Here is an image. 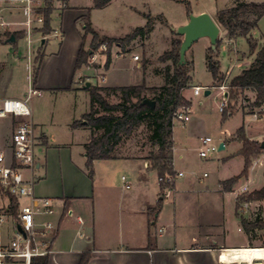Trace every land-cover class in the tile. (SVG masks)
<instances>
[{
  "label": "crops",
  "instance_id": "0c3cea01",
  "mask_svg": "<svg viewBox=\"0 0 264 264\" xmlns=\"http://www.w3.org/2000/svg\"><path fill=\"white\" fill-rule=\"evenodd\" d=\"M66 2L65 7L59 9L61 12L60 28L63 35L60 47L58 51L52 52L39 49L37 55L41 52L44 53V57L35 81L33 74L29 73L28 86L33 84L41 92H70L75 96V99H79L81 93L86 92L87 95L84 94V97L86 96L89 104V108L85 112L87 113L91 108L90 93L87 87H81L76 82V74L81 68L75 71V61L82 43L83 33L77 29L76 23L82 15V9L70 7L69 0ZM14 17L20 16L15 15ZM21 31L0 32V44L16 43L18 38L15 41L8 39L14 32ZM47 35H42L41 48L47 43L45 38ZM230 40L235 41V39ZM32 45L29 47L27 43L29 69L30 65L32 68L34 65L38 66L37 55L35 58L33 57ZM86 45H89L88 41ZM17 51L12 53L6 49V52L0 55V100L5 98L25 99L27 96L25 89H18L17 76L13 70L12 61L17 60ZM128 53L129 51L124 52L119 57L112 59L108 67L105 64L106 58L104 61H99L97 58L86 67L93 74L97 70H105L103 72L106 75L105 82L99 86L127 85L121 82L124 79L125 71L123 73L120 71L126 66L121 58ZM136 61L138 66L142 67L139 60ZM168 63L166 62L165 65ZM160 68H155L154 73H156V69ZM86 76H91V74L80 77L85 78ZM228 79L229 74H226V80ZM90 82L93 85L92 81ZM77 106V101H75L71 112L62 119L59 126H55V132L48 130L49 125L45 120L35 117L34 109L31 106V120L35 125L37 142V164L34 169L35 195L53 198L56 206L54 214L37 216L39 223L50 220L55 224L50 254L51 264H79L84 252L91 254L88 264H221L222 260L232 259L235 255L249 258L247 256L249 253H241L238 249L248 247L240 240L231 239L227 224L220 222L215 216L220 208L218 193L220 192L224 197L232 192L225 190L222 182L233 176L219 180L220 187L215 186L213 189L206 186L205 190H211V195L204 202L206 212L204 211L203 216L198 217L197 215L196 218L193 212L187 209L188 207H186V212L180 205L177 208L176 202L174 212L171 214L170 203L167 200L169 196L165 197L164 194L170 192L171 189H177L178 183L175 179L174 187L162 192L157 172L150 168L147 155L95 160L94 173L90 174L86 166L85 149L91 135L90 129L86 126L72 127L73 121L80 119L85 114L77 113ZM255 109L260 111L259 116L264 114V104ZM19 120L21 118L11 115L0 119V147L6 151L8 157L12 150V133ZM243 126L249 139L260 142L264 140V124L255 134L250 132V126ZM257 135H261V137L259 138ZM224 142L226 146L223 149L228 144L227 140ZM241 148L242 144L231 157L240 156L245 165L244 157L237 154ZM176 149L174 140L173 164L176 178H178V172L184 173L181 161L185 156L183 154L176 155ZM121 158L138 162L139 169L136 170L135 177L130 180L135 184L134 190L120 188L119 182H116L113 177V171H104L101 168L103 163L108 164L109 162L108 166H113L112 162ZM151 173L156 174L155 177H151ZM67 175L70 177V185L65 180ZM204 177L201 179L203 180ZM248 177L253 179L251 172ZM127 181L128 178L125 177V184ZM154 182L157 183L156 186ZM1 193L3 194L2 191ZM153 201L157 204H153ZM30 202L31 200L27 198L26 204ZM9 203V197L6 203L0 201V210L7 208ZM157 206L159 208H156ZM221 206L224 208V204ZM220 225H222V231ZM239 225L241 226L240 218ZM161 228L164 230L160 231Z\"/></svg>",
  "mask_w": 264,
  "mask_h": 264
},
{
  "label": "rangeland",
  "instance_id": "374dc122",
  "mask_svg": "<svg viewBox=\"0 0 264 264\" xmlns=\"http://www.w3.org/2000/svg\"><path fill=\"white\" fill-rule=\"evenodd\" d=\"M40 9H44L46 6L45 0H35ZM264 0H112L104 8H95L93 6V0H69L70 7L81 8L82 15H86L90 11V19L92 26L101 35L106 36H123L130 32L134 27L143 26L146 23V14L158 17L163 15L164 19L168 20V24L163 19H158L156 28L145 38H138L129 45V53L121 58V61L126 64L121 69L120 73H123L121 82L123 84H138L146 81L149 86H158L164 84V77L154 73V69L157 67H164L166 62H161L159 57L163 52L171 47V39L173 37L183 39V36L176 34V29L187 23L191 13L199 14L201 12H208L214 17L220 10L231 8L239 2H263ZM67 4L66 0H54L53 12H52V27L53 31L45 37L47 43L42 47V33L36 32L33 34V57L39 52V49H45L47 52L58 51L60 47L63 35L61 34L60 22L61 12L60 8H64ZM38 6V7H39ZM14 15H19L17 9H13ZM20 16V15H19ZM20 19V17H18ZM77 29L84 33V21L82 18H78L76 23ZM56 30V31H55ZM82 33V34H83ZM252 35L260 43L264 42V16L259 22V26L253 30ZM92 36L89 35L87 41L90 44ZM219 38L221 44L219 46V58L221 61V70L225 73V80L222 83L225 84V89L220 85H214L213 77L206 63V52L211 47L210 40L207 37H202L195 41L191 48L188 50L187 60L194 63V70L192 71L191 86L185 89L184 95L191 101L190 108V120L186 125L179 121L174 122V134L177 149L175 154H183L184 160L181 161V165L184 167V174L176 178L178 183L177 189H171L169 197V209L171 214L174 212L175 202L177 208L180 207L186 212L187 209L192 211L195 217L203 216L205 210V201L211 195V190H205L206 186L215 188L220 187L221 179H226L231 176L240 173L244 162L240 156L231 157L232 154L241 147V142L235 139L236 131L246 125L250 126V132L255 134L259 127L264 124V114L260 115L257 120H253V112L257 109H252L250 103L254 101L256 94L253 91H245L238 97V101L234 102V114L223 120V111L220 109V104L223 100V96L229 93L228 87L229 80L235 75L239 74L243 69L248 67L254 60L255 55L249 52V43L246 37L240 36L231 41L226 29L222 28ZM27 37L18 38L16 43L0 44V55H3L7 51L12 53L17 51V60H13V70L17 76L18 89H25L28 93V80L29 73L33 74L35 65L28 64V48ZM5 45V46H4ZM89 46V45H88ZM116 48L112 46L113 57ZM99 61H104L106 56L103 53H99ZM133 55H139V62L142 64L148 61L146 70L144 72L143 67L138 66V62L133 59ZM254 55V56H253ZM13 57V55H12ZM31 62V60H30ZM89 62L86 64L88 65ZM86 65L82 66L76 74V80L80 76L90 75L93 85L104 84L100 78V74L105 72L104 69L97 70L95 74L90 71ZM118 73V72H117ZM226 74H229V79L226 80ZM194 86H200L202 92L200 95H195L193 92ZM82 87V86H81ZM210 89L211 93L205 95V90ZM86 92H82L79 99H75V96L66 91L59 92H45L40 94H34L29 100V104L34 109L35 117H41L48 123V130L55 132V126L61 124L64 119L72 110L75 101H77V113H85L89 104L87 103ZM108 100L112 103L120 101L119 97L112 95H106ZM78 121H84V114L78 119ZM81 126V125H79ZM57 128V127H56ZM60 129H64L60 127ZM150 132L147 130L146 125H142L137 128L129 136H124L121 143L116 147V153L123 158H131L135 155H148L153 148L149 143ZM211 136L217 145L227 140V147L225 149H219L214 153L212 157H201L199 154L201 139L205 136ZM259 138L261 135H257ZM264 141V140H263ZM174 151V147H173ZM106 165V166H105ZM104 164L101 167L104 171L112 170L113 177L120 188L125 190L135 189V184L131 183V179L135 177L136 170L138 168V162L126 159H120L112 162L113 166ZM100 169V168H99ZM98 169V170H99ZM101 170V169H100ZM207 176L204 177V174ZM156 174L151 173V177H155ZM122 176L128 178L131 184L130 188H127L124 184ZM253 181L250 184V191L261 188L264 184V166H259L251 173ZM175 177V175H174ZM204 177L202 180L201 178ZM66 183L70 185L69 175L65 178ZM121 181V183H120ZM246 177H242L235 185L231 193L226 194L224 197L218 193V203L220 208L215 214L216 218L220 222H225L229 229V237L233 240H240L248 248L240 249V252L249 253L247 256L251 258L253 255L258 254L257 250H253L249 247H258L263 245V231L259 229L252 230V238L245 231L242 225H239V215L236 214L237 204L239 199H236L233 191L237 190L240 185L245 183ZM157 183L154 182L156 186ZM215 195V194H212ZM214 197V196H213ZM0 201L6 203L8 197L4 196L0 190ZM27 203V197L19 198V207L24 206ZM2 204V203H1ZM153 204H157L153 201ZM224 204L223 206H221ZM186 207H188L186 209ZM158 208V206L156 207ZM154 210V209H153ZM239 211V207H238ZM264 216V201H252L250 208L243 216L249 219H254L257 215ZM13 225L12 220H7L3 226V231L8 232L9 228ZM240 228V230H239ZM221 231L223 230L220 225ZM239 251V250H238ZM6 264H24L22 260L8 261Z\"/></svg>",
  "mask_w": 264,
  "mask_h": 264
},
{
  "label": "trees",
  "instance_id": "16d2710c",
  "mask_svg": "<svg viewBox=\"0 0 264 264\" xmlns=\"http://www.w3.org/2000/svg\"><path fill=\"white\" fill-rule=\"evenodd\" d=\"M53 1L45 0L46 6L39 11L44 15L42 27L37 29L44 36L53 31L52 12ZM112 0H93L95 8H104ZM147 20L143 26L134 27L130 32L123 36L101 35L92 26L90 11L80 16L84 21V33L82 34V43L75 61V71L86 65L91 58L92 53L97 52L103 42H108L110 47L117 44L120 52L129 51V45L138 38L147 37L154 29L158 19H163L166 24L168 20L163 15L158 17L151 14L145 15ZM264 16L263 2H239L235 6L220 10L216 13L214 19L221 28L226 29L230 39H236L240 36L246 37L249 43V52L255 55L251 64L243 69L239 74L232 77L228 82L230 89L228 93V105L223 110V120L233 115L234 102L238 101L239 95L247 90L255 92L254 101L250 103L252 109L264 104V42L260 43L253 37L252 32L259 26V22ZM16 38L25 35L24 31L14 32ZM91 35L89 46L86 45L88 36ZM182 39L173 37L171 47L163 52L159 57L161 62H169L160 69H156L157 74L164 77V84L158 86H149L144 80L138 84L123 85L117 87H103L99 85H90L87 90L90 93L91 108L84 114V121L75 120L72 127L79 125L90 129V138L85 145L86 166L91 175L94 173V161L98 159H111L119 157L116 147L121 143L124 136H129L137 128L146 125L150 132L149 143L152 149L147 155L150 162V168L157 172L161 190L171 189L174 183L168 182L169 176L176 175L174 169V114L185 106H190L191 101L186 98L184 91L191 86L192 71L194 63L187 60L186 64L179 65V50ZM221 39L217 41L216 49L208 48L206 52V63L210 70L214 85H222L225 80V74L221 70V61L219 58V46ZM44 53L37 55V67H35L33 76L36 79L39 66L43 60ZM112 62L111 54L107 56L106 66ZM148 61L142 63L144 72ZM119 97L120 101L112 103L106 95ZM145 99L154 100L155 107L143 103ZM236 139L242 142V148L237 154L244 157L245 165L242 172L236 176L226 179L222 182L225 190L232 191L233 186L242 177H248L253 159L264 154L262 142L251 140L247 137L244 126L236 132ZM3 192V191H2ZM3 194H5L3 192ZM9 208L14 215H17L19 209V199L10 194ZM241 201H264V185L253 191L241 195ZM239 203L237 204L236 213ZM159 208V207H158ZM241 225L252 238V230L259 229L263 231L264 246V216L257 215L254 219H249L240 214ZM91 258L90 252H84L79 264H88ZM31 264H51L50 255L35 256Z\"/></svg>",
  "mask_w": 264,
  "mask_h": 264
},
{
  "label": "built area",
  "instance_id": "2783aa9c",
  "mask_svg": "<svg viewBox=\"0 0 264 264\" xmlns=\"http://www.w3.org/2000/svg\"><path fill=\"white\" fill-rule=\"evenodd\" d=\"M35 0H0V32L22 30L27 37L28 46L33 42V34L38 32L37 29L44 23V15L39 11L40 6ZM13 9H17L20 19L14 17ZM116 49L113 57L117 58L122 53L117 44H113ZM112 46L108 42H103L98 51L106 56L112 54ZM98 51L92 53L89 64L98 58ZM135 60H139V55H134ZM105 62V64H106ZM92 76L85 78L79 77L76 81L78 85L84 87L88 81H92ZM104 81L105 74H100ZM225 89V84L221 86ZM195 95H200L202 88L194 86ZM41 91L33 84L29 85L28 93L25 99L5 98L0 100V119L9 115L21 118L12 133V150L8 157L6 151L0 147V189L5 194H10L16 198L27 197L30 203L19 207L17 215L11 212L9 206L0 210V264H6L8 261L22 260L24 264H31L35 256L50 255L52 252V240L55 230V224L50 220L39 223L37 216L52 215L55 212V200L51 197H38L35 195L36 180L34 169L37 164L36 159V137L35 125L31 120L32 109L29 100L34 94H40ZM228 105V93L225 92L220 109L223 111ZM253 112V120L259 118L258 110ZM190 120L189 106L178 109L174 114V122L179 121L182 124ZM224 147L226 143L223 142ZM221 145V144H220ZM220 145L214 142L211 136H205L201 139L199 154L201 157H212L220 149ZM264 165V154L253 159L250 172L253 173L257 167ZM183 172H178L182 176ZM207 173L204 174L206 176ZM125 180V176H123ZM176 175L169 176L168 182L174 183ZM253 179L248 177L245 183L233 193L236 199H239V212L242 215L249 210L252 201H241L242 194L250 191V184ZM125 186L130 188L126 182ZM169 196V192L164 194ZM7 220H12L13 225L8 232L3 231V226ZM20 225L21 230L18 228ZM161 228L160 231H163ZM257 250L258 254L251 258H244L241 255H235L232 259H225L221 264H264V246L251 247ZM241 249V248H238Z\"/></svg>",
  "mask_w": 264,
  "mask_h": 264
},
{
  "label": "water",
  "instance_id": "95a60500",
  "mask_svg": "<svg viewBox=\"0 0 264 264\" xmlns=\"http://www.w3.org/2000/svg\"><path fill=\"white\" fill-rule=\"evenodd\" d=\"M221 32V27L216 22L214 17L208 12H201L199 14L191 13L187 23L179 26L176 29V34L183 36L182 43L179 50V65H184L187 62V51L191 48L193 43L202 37H207L210 40L211 48L216 49L217 41ZM9 41H15L16 37L14 34L8 39ZM91 82L88 81L85 87H89ZM205 95L211 93L210 89L205 90ZM143 103L155 107L156 102L154 100L145 99ZM264 146V141H262ZM224 148V144L221 143L220 149ZM18 228L21 230L20 225Z\"/></svg>",
  "mask_w": 264,
  "mask_h": 264
}]
</instances>
